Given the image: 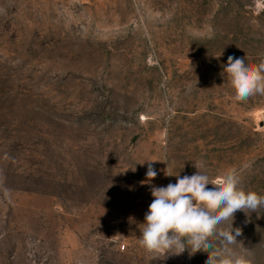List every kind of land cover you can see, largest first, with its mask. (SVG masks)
<instances>
[{
	"label": "rangeland",
	"instance_id": "374dc122",
	"mask_svg": "<svg viewBox=\"0 0 264 264\" xmlns=\"http://www.w3.org/2000/svg\"><path fill=\"white\" fill-rule=\"evenodd\" d=\"M230 55L264 59V0H0V264H205L138 238L166 171L264 195V95L235 98ZM237 227L264 264V207Z\"/></svg>",
	"mask_w": 264,
	"mask_h": 264
},
{
	"label": "clouds",
	"instance_id": "9594fccd",
	"mask_svg": "<svg viewBox=\"0 0 264 264\" xmlns=\"http://www.w3.org/2000/svg\"><path fill=\"white\" fill-rule=\"evenodd\" d=\"M247 56H229L222 75L230 81L238 101L261 94L264 95V59L258 64H248ZM148 181L157 175L148 161ZM191 176H176V183L151 187L154 198L144 217L139 245L150 254L179 256L203 251L208 253L205 264H250L228 246L237 242L241 233L233 228L235 213L258 212L264 207V195L246 191L242 179L235 169L227 170L220 178H210L199 166ZM208 185L213 187L208 188ZM226 225V226H222ZM212 238V239H210ZM213 239L223 242L217 248Z\"/></svg>",
	"mask_w": 264,
	"mask_h": 264
}]
</instances>
